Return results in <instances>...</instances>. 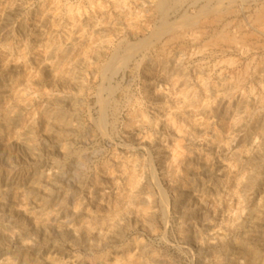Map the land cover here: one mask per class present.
<instances>
[{
  "label": "rangeland",
  "instance_id": "1",
  "mask_svg": "<svg viewBox=\"0 0 264 264\" xmlns=\"http://www.w3.org/2000/svg\"><path fill=\"white\" fill-rule=\"evenodd\" d=\"M154 3L0 0V264H264V0Z\"/></svg>",
  "mask_w": 264,
  "mask_h": 264
},
{
  "label": "bare ground",
  "instance_id": "2",
  "mask_svg": "<svg viewBox=\"0 0 264 264\" xmlns=\"http://www.w3.org/2000/svg\"><path fill=\"white\" fill-rule=\"evenodd\" d=\"M155 1V0H154ZM185 1L186 0H156V4H155V7H154V12L156 13V15L158 16V18H159V21L161 22V24L159 25V27L156 29V31H155V37H159L164 31H167V30H169V29H172V27H173V24L171 25V23L170 22H168V19L170 18V15L171 14H175L176 12H177V10H178V8L182 5V4H184L185 3ZM190 1V0H189ZM89 2H90V0H89ZM209 2H212L213 3V8H211L210 6H208V7H203V9H202V11H201V14H207V13H209V12H213V10H214V12L216 13V14H218V12L219 11H221V10H223V7H222V3H223V0H209ZM191 3V2H190ZM257 3V2H256ZM255 3V4H256ZM206 4H208V3H206ZM194 5V4H193ZM203 6V5H202ZM207 6V5H206ZM262 9V8H261ZM79 10V9H78ZM84 10V9H83ZM224 11V10H223ZM263 11H264V9H263ZM197 12V11H196ZM200 12V11H199ZM222 12V11H221ZM230 12H232V10L230 11ZM61 13V12H60ZM220 13V12H219ZM224 14L226 13V12H223ZM233 13V12H232ZM231 13V14H232ZM261 13H264V12H261ZM180 14V13H179ZM184 14V13H183ZM222 14V13H221ZM256 14V13H255ZM215 15V14H214ZM226 15V14H225ZM257 15V14H256ZM259 16L258 17H260L261 16V14H258ZM132 16V15H131ZM135 16V15H134ZM156 16V17H157ZM181 16V15H180ZM184 16H186L187 18H188V15H184ZM206 16H208V15H206ZM150 17V16H149ZM204 17V16H203ZM214 17H218V15L217 16H214ZM251 17V16H250ZM261 17H263V15L261 16ZM179 18V17H178ZM181 18L182 17H180L179 19L181 20ZM184 18V17H183ZM196 18H199V16L198 17H196ZM219 18H221L220 16H219ZM134 19V18H133ZM135 19H136V17H135ZM179 19H175V20H173V21H175V23H177V21L179 20ZM200 19V18H199ZM218 19V18H217ZM256 19H257V17H256ZM179 20V21H180ZM188 20L190 21V18H188L187 20L185 19V22L187 21L188 22ZM213 20L214 19H212V22H213ZM216 20V19H215ZM137 21V20H136ZM172 21V23H174ZM183 21V20H182ZM192 21V20H191ZM196 21V20H195ZM257 21V20H256ZM205 22V21H204ZM255 22V21H254ZM260 22H261V20H260ZM170 23V24H169ZM175 23H174V25H175ZM180 22H178L177 24H179ZM183 23H184V21H183ZM183 23H182V25L181 26H183ZM189 23V22H188ZM193 23V22H192ZM195 23V22H194ZM193 23V24H194ZM197 23V22H196ZM203 23V22H202ZM206 23V22H205ZM214 23V22H213ZM223 23V22H222ZM193 24H192V26H193ZM217 24V23H216ZM227 24V23H226ZM190 25V26H189ZM189 25L187 24V27H192L191 26V23H189ZM156 26H158L157 24H156ZM155 26V27H156ZM176 26V25H175ZM179 26V25H178ZM177 27V26H176ZM184 27H186V26H184ZM174 30H175V28H173ZM178 29H182V28H178ZM224 29V28H223ZM242 29V28H241ZM186 30V29H185ZM239 30V29H238ZM170 31V30H169ZM176 31V30H175ZM182 31V30H181ZM200 31V30H199ZM229 31V30H228ZM170 32H172V30L170 31ZM191 32V31H190ZM224 32V31H223ZM223 32H221V34L223 33ZM165 33V32H164ZM172 33H174V31L172 32ZM215 33V32H214ZM217 33H220V32H217ZM152 34V33H151ZM166 34H167V32H166ZM200 34V33H199ZM225 34V33H224ZM228 34V33H227ZM167 35H169V33L167 34ZM219 35V34H218ZM226 35V34H225ZM232 35V34H231ZM234 35V34H233ZM176 37H177V35H175ZM213 36V35H212ZM222 36V35H221ZM220 36V37H221ZM209 37V36H208ZM224 37V36H223ZM233 37V36H232ZM239 37V36H238ZM146 38V37H145ZM215 38H217V37H215ZM241 38V37H240ZM144 39V38H143ZM156 39V38H155ZM154 39V40H155ZM212 39V38H211ZM217 39H219V37L217 38ZM221 39H223V38H221ZM228 40V41H230L231 43H232V39L233 38H228V37H224V40ZM124 40V39H123ZM160 40V39H159ZM213 40V39H212ZM139 41V40H138ZM176 41V40H175ZM216 41V40H215ZM214 41V42H215ZM118 42V41H117ZM130 42V41H129ZM206 42V41H205ZM213 42V41H212ZM213 42V43H214ZM222 42H224V41H222ZM221 42V43H222ZM226 42V41H225ZM243 42V41H242ZM135 43H137V42H135ZM134 43V44H135ZM231 43H228V44H231ZM241 43V42H240ZM212 44V43H211ZM233 44V43H232ZM235 44V43H234ZM233 44V45H234ZM131 45V44H130ZM133 45V44H132ZM150 45V44H149ZM134 47V46H133ZM141 47H148L147 45H146V42H142L141 44H140V42H139V45H138V47H137V49L139 50V48H141ZM130 48H131V46H130ZM142 48V49H143ZM202 48V47H201ZM128 49V51H130V52H132L131 50H129V48H127ZM136 49V50H137ZM145 49V48H144ZM233 49V48H232ZM120 50V49H119ZM126 48H124V47H122L121 48V53L120 54H118V52H115V54L114 55H112L113 57L111 58V65H109V66H111V67H119L120 65H124V63L127 61V59L130 57L129 56V54H131V53H128V55H127V53H125L126 51ZM133 50V49H132ZM161 50V49H160ZM127 51V52H128ZM158 51V50H157ZM135 52V51H134ZM165 52V51H164ZM167 52V51H166ZM136 53V52H135ZM124 54V55H123ZM155 54V53H154ZM167 56H168V54H167ZM253 56V55H252ZM166 59V58H165ZM132 60V59H131ZM252 60V59H251ZM109 61V62H110ZM130 61V60H129ZM133 63H134V61H133ZM102 65V64H101ZM108 65V64H107ZM218 65V64H217ZM230 65V64H229ZM100 67V66H99ZM106 68V67H105ZM109 69H110V67H108ZM244 68V67H243ZM104 71L106 70V69H104V68H102ZM114 69H116V68H114ZM101 70V69H100ZM111 70V69H110ZM118 70V69H117ZM109 72V71H108ZM107 72V73H108ZM50 73V72H49ZM243 73H244V71H243ZM242 73V74H243ZM101 74H102V72H101ZM105 74V73H104ZM115 74H116V71H115ZM103 75V74H102ZM107 75H109V74H107ZM111 76V75H110ZM105 77V76H104ZM239 77V76H238ZM108 78V77H107ZM102 79H103V77H102ZM231 79V78H230ZM106 80H109V78L108 79H106ZM236 82H238V81H236ZM242 83V82H241ZM240 83V84H241ZM234 85V84H233ZM47 86V85H46ZM43 88V87H42ZM239 88V87H238ZM236 89V88H235ZM25 91V90H24ZM33 91V90H32ZM103 91V90H102ZM110 91V90H109ZM104 92H106V91H104ZM89 93V92H88ZM112 93V92H111ZM246 94V93H245ZM123 97V96H122ZM31 99V98H30ZM101 100V99H100ZM99 100V101H100ZM31 101V100H30ZM29 101V102H30ZM84 101V100H83ZM100 107H101V114L103 115L104 114V112H105V110L107 109V104H106V102H104V101H100ZM23 109V108H22ZM105 115V114H104ZM117 116V115H116ZM46 124V123H45ZM102 124V121H100V125ZM100 125H99V127H100ZM12 128H14V127H12ZM33 128V127H32ZM63 128V127H62ZM8 130V129H7ZM100 130V129H99ZM47 132V131H46ZM30 135V134H29ZM28 137V136H27ZM84 157V156H83ZM76 179V178H75ZM76 181V180H75ZM1 197V196H0ZM63 229V228H62ZM120 240V239H119ZM1 241V240H0ZM93 252V251H92Z\"/></svg>",
  "mask_w": 264,
  "mask_h": 264
}]
</instances>
